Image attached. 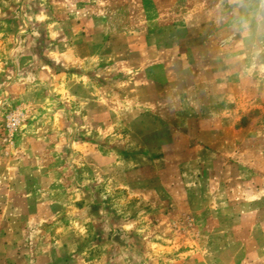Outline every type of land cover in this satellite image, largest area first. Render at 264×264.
<instances>
[{
	"label": "rangeland",
	"instance_id": "374dc122",
	"mask_svg": "<svg viewBox=\"0 0 264 264\" xmlns=\"http://www.w3.org/2000/svg\"><path fill=\"white\" fill-rule=\"evenodd\" d=\"M1 206L0 264H264V0H0Z\"/></svg>",
	"mask_w": 264,
	"mask_h": 264
},
{
	"label": "crops",
	"instance_id": "0c3cea01",
	"mask_svg": "<svg viewBox=\"0 0 264 264\" xmlns=\"http://www.w3.org/2000/svg\"><path fill=\"white\" fill-rule=\"evenodd\" d=\"M215 100V99H214ZM214 100H212V101H210V102H208V104H210V108L212 109V108H214L215 106H216V104H215V101ZM220 106H223V105H221L220 104ZM223 108V107H222ZM201 115V114H200ZM209 116H212V115H209ZM1 209H0V212L2 211H5V206H1L0 207ZM47 263V261L46 260H42V262H41V264H46Z\"/></svg>",
	"mask_w": 264,
	"mask_h": 264
}]
</instances>
